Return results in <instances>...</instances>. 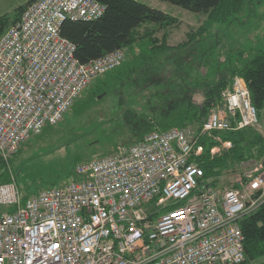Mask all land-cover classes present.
I'll list each match as a JSON object with an SVG mask.
<instances>
[{"label": "built area", "instance_id": "built-area-1", "mask_svg": "<svg viewBox=\"0 0 264 264\" xmlns=\"http://www.w3.org/2000/svg\"><path fill=\"white\" fill-rule=\"evenodd\" d=\"M96 0H37L0 36V158L55 126L98 76L121 65L117 50L87 64L60 34L65 21L104 15ZM209 111L200 132H152L120 153L79 163L61 188L23 199L0 184V264H243L242 218L264 203V163L229 189L206 178L201 136L253 127L257 111L243 79ZM234 125H233V124ZM229 143L222 146L229 147Z\"/></svg>", "mask_w": 264, "mask_h": 264}, {"label": "trees", "instance_id": "trees-1", "mask_svg": "<svg viewBox=\"0 0 264 264\" xmlns=\"http://www.w3.org/2000/svg\"><path fill=\"white\" fill-rule=\"evenodd\" d=\"M36 1L27 0L25 5L19 6L12 19L0 16V36L18 21L29 4ZM96 1L106 6L102 17L90 22L65 21L60 34L75 46L74 57L81 64L117 50L126 49V54L120 66L96 77L70 110H85L108 95L128 97L133 105L122 109L123 121L117 131L121 130L122 135L126 131L134 141L129 147L156 131L191 128L200 132L209 111L225 107L223 94L231 90L234 78L238 77L246 84L259 122L264 118V50H227L210 62L212 53L200 49L193 63L187 62L181 68L182 61L177 59V70L164 73L174 58L183 56L181 50L198 38L210 37L217 26L239 22L238 17L244 11L251 12L260 0H160L191 13L206 15L197 32L188 34V40L174 48L168 45L166 32L160 38L156 36L158 29L177 25L174 17L134 0ZM143 26H150L151 30L140 34L138 30ZM194 63L195 67L192 66ZM199 67H205L206 72L201 74ZM82 96L84 98L78 102ZM140 100L144 103L141 104ZM138 107L140 112L136 109ZM217 135L223 142L231 144L222 156L210 155V150L217 144L208 137L201 136L198 141L203 148L198 162L206 178H216L221 170L234 164L259 159L264 163V136L257 129L246 127ZM10 161L0 158V184L10 181ZM239 227L244 236L243 264H264V203L242 218Z\"/></svg>", "mask_w": 264, "mask_h": 264}, {"label": "rangeland", "instance_id": "rangeland-1", "mask_svg": "<svg viewBox=\"0 0 264 264\" xmlns=\"http://www.w3.org/2000/svg\"><path fill=\"white\" fill-rule=\"evenodd\" d=\"M134 1L166 13L177 20L176 26L164 30L158 29L156 33L160 38L163 32H166L167 43L173 48L186 42L188 34L197 32L206 19V15L191 13L160 0ZM26 3L27 0H0V16L6 15L12 19L16 9ZM238 18L241 23L233 22L229 25L217 26L210 37L198 38L185 50H181L183 56L174 58L166 66L164 73L177 70L179 64L177 59L182 61L179 64L181 68L187 62L193 63L200 49L212 53L210 62H214L218 54L227 50L239 48L264 50V0L254 4L251 12L244 11ZM145 30H151V27L143 26L138 32L143 34ZM210 46L212 49H209ZM122 51L126 54V49ZM192 66L195 67L196 64ZM199 71L204 74L206 68L199 67ZM83 98L84 96L78 102ZM139 102L144 103L142 100ZM132 105L133 102L126 96L122 98L108 95L85 110L72 108L57 125L45 127L39 135L31 136L19 153L10 159V181L15 180L21 197L27 199L40 191L61 188L72 181L74 167L79 163L120 153L132 144L134 141L126 135V131H124L125 135H122L121 130L117 131L123 121L122 109ZM136 109L141 111L140 107ZM225 143L227 142L216 143L217 146L210 150V155L222 156L231 147L230 143L229 147L222 146ZM260 162L259 159L234 164L228 169L221 170L219 176L210 180L216 183L217 188L229 189L236 176L261 164ZM6 209L0 206V213Z\"/></svg>", "mask_w": 264, "mask_h": 264}, {"label": "crops", "instance_id": "crops-1", "mask_svg": "<svg viewBox=\"0 0 264 264\" xmlns=\"http://www.w3.org/2000/svg\"><path fill=\"white\" fill-rule=\"evenodd\" d=\"M259 132L264 136V118L260 120V131Z\"/></svg>", "mask_w": 264, "mask_h": 264}]
</instances>
